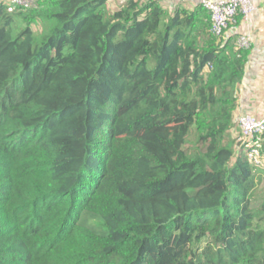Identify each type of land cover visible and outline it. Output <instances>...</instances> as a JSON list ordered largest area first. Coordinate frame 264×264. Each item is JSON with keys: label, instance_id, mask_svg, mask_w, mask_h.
Returning <instances> with one entry per match:
<instances>
[{"label": "trees", "instance_id": "16d2710c", "mask_svg": "<svg viewBox=\"0 0 264 264\" xmlns=\"http://www.w3.org/2000/svg\"><path fill=\"white\" fill-rule=\"evenodd\" d=\"M40 3L0 0V264H264V166L225 142L248 52L200 3Z\"/></svg>", "mask_w": 264, "mask_h": 264}, {"label": "rangeland", "instance_id": "374dc122", "mask_svg": "<svg viewBox=\"0 0 264 264\" xmlns=\"http://www.w3.org/2000/svg\"><path fill=\"white\" fill-rule=\"evenodd\" d=\"M188 8H195L196 4L190 3L189 1H184ZM41 0H33L29 7L23 8L19 12H24L30 14L32 9H36L41 6ZM126 0H108V9L115 10L125 4ZM257 10L254 15L249 19V21L240 23V31L242 34H246L250 38V42L247 46L239 47L236 45V40H232L236 49H242L248 52L247 64L245 69V75L237 83V96L238 105L233 112V125L228 131L225 142L232 145L236 154L239 152L241 146V140L243 138V128L241 124V116L249 114L252 116L259 117L264 124V0H256ZM164 6L170 14L173 13L177 2L173 3L172 6H168L167 3H160ZM23 22V20H21ZM25 24V23H23ZM22 23L18 22L17 25L22 26ZM46 24L38 20L33 24L36 33H39L42 26ZM254 116V117H255ZM256 117V118H257ZM264 145V133L263 138ZM186 148L195 152L197 150H203L204 145L199 141V135L197 127H193L190 135L188 136V141L186 143ZM250 151V149H246ZM264 166V164H263ZM258 186L255 190L256 199H254L255 205L264 198V172L261 180L256 178ZM264 223V222H263Z\"/></svg>", "mask_w": 264, "mask_h": 264}, {"label": "built area", "instance_id": "2783aa9c", "mask_svg": "<svg viewBox=\"0 0 264 264\" xmlns=\"http://www.w3.org/2000/svg\"><path fill=\"white\" fill-rule=\"evenodd\" d=\"M33 0H6L8 11L14 12L18 9L29 7ZM180 0H158L159 3H167L171 6ZM202 4L211 15L212 32L224 42L236 40L239 47L247 46L250 42L249 36L242 34L240 23L248 21L257 10L256 0H202ZM198 3V4H199ZM162 5V4H161ZM255 116V115H254ZM249 114L242 115L240 120L243 128L241 146L246 151L249 160L256 165L264 164L262 154L264 124L257 116ZM257 117V118H256Z\"/></svg>", "mask_w": 264, "mask_h": 264}, {"label": "crops", "instance_id": "0c3cea01", "mask_svg": "<svg viewBox=\"0 0 264 264\" xmlns=\"http://www.w3.org/2000/svg\"><path fill=\"white\" fill-rule=\"evenodd\" d=\"M184 1H189L190 3H194V5H195V4L197 5V4H198L199 2H201L202 0H184ZM257 1H258V0H257ZM179 3H180L182 6H184V7H189V6H186V3H184L182 0H180ZM171 6L173 7V4H172ZM253 15H254V14H253ZM253 15H252V16H253ZM252 16H251V17H252ZM251 17H250V18H251ZM248 21H249V20H248ZM248 21H247V22H248Z\"/></svg>", "mask_w": 264, "mask_h": 264}]
</instances>
